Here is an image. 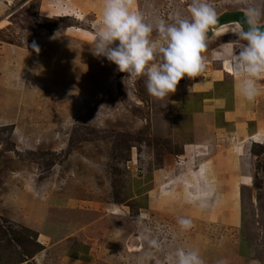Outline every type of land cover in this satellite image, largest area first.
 Returning <instances> with one entry per match:
<instances>
[{"label":"rangeland","instance_id":"obj_1","mask_svg":"<svg viewBox=\"0 0 264 264\" xmlns=\"http://www.w3.org/2000/svg\"><path fill=\"white\" fill-rule=\"evenodd\" d=\"M103 3L0 0V264H173L177 247L197 249L204 264H264V79L246 102L228 70L238 42L226 33L210 40L206 70L169 97L150 96L143 79L129 87L92 52ZM133 3L147 21L171 22L189 16L191 0ZM211 3L218 16L264 10V0ZM189 84L209 93L194 97ZM194 120L220 126V174L213 156L200 179L184 155Z\"/></svg>","mask_w":264,"mask_h":264},{"label":"clouds","instance_id":"obj_2","mask_svg":"<svg viewBox=\"0 0 264 264\" xmlns=\"http://www.w3.org/2000/svg\"><path fill=\"white\" fill-rule=\"evenodd\" d=\"M189 12L187 17L175 13L171 22L164 18L149 22L133 0H104L92 52L126 73L123 83L129 87L143 79L150 96L164 99L175 93L183 78H195L206 70L203 54L210 40L227 29L238 42L228 58L239 76L240 95L255 102L261 94L258 82L264 79V10L249 6L242 20L223 24L211 0H191ZM32 47L40 51L35 43ZM178 223L185 231L192 227L188 218ZM145 239L149 249H162L158 239L147 235ZM170 255L173 264H204L197 249L177 247Z\"/></svg>","mask_w":264,"mask_h":264},{"label":"crops","instance_id":"obj_3","mask_svg":"<svg viewBox=\"0 0 264 264\" xmlns=\"http://www.w3.org/2000/svg\"><path fill=\"white\" fill-rule=\"evenodd\" d=\"M221 72L225 76L227 75L228 77H231L230 74L223 72V71H221ZM219 84H220V81H219ZM195 85H199L200 88L196 89ZM195 85L194 84L185 85V87H187V90L191 91L194 97H199L200 95L209 93V86L204 85V84H195ZM202 87H204V88H202ZM235 89H236V87H233V96L235 97V100H236ZM222 102H224V101L220 100V99L215 100L216 105H214V107L220 109V107H221L220 105L223 104ZM207 114H208V111H207V113H205L203 115L202 114L197 115V117L198 118L199 117L200 118L206 117ZM228 115H230V118L225 119V122H224L227 125L231 124L233 121V120L231 121L232 112H227L226 117H229ZM191 123H192L191 125L193 126V129L190 130L189 133H191V135L193 136L194 141H191V143H188L185 145V150L183 151L185 157H189L191 160H193V162L195 161L194 163L197 164V166H199L198 168H200L199 171H201V172L196 171V173L198 172L200 179H203V177L201 176L202 173L205 176L206 175L209 176L210 174H213V171H209L207 169L208 166H206V165H209V166H210V164L213 165L214 162L216 165L215 166L216 173L220 174V156H218V157L215 156V154L218 155L220 152V142H218V138L220 139V126H215V125L211 124L210 120L209 121L194 120V123L193 122H191ZM255 135L257 137L259 136V134H255ZM261 137L262 136H260V138ZM249 138L251 139V136ZM213 156H215L214 162H212L213 159H211L208 162V159L213 157ZM209 178L210 177H205L204 182L202 181L203 185L201 186L202 187L201 191H205V193L204 192L197 193V195L195 197V198H197V202L199 201V202H201V204L202 203L205 204L207 199H208L207 197H210V194H211L210 190L212 189V187L211 186L209 187V185H210L208 183ZM181 197L183 199L187 200L186 195H181ZM231 198H233V201L238 199V188L235 187L234 191L232 192ZM210 199H213V198H210ZM206 204H208V202Z\"/></svg>","mask_w":264,"mask_h":264},{"label":"water","instance_id":"obj_4","mask_svg":"<svg viewBox=\"0 0 264 264\" xmlns=\"http://www.w3.org/2000/svg\"><path fill=\"white\" fill-rule=\"evenodd\" d=\"M244 12L245 11H243V10L225 12V13L219 15V21L221 24H223V23H228V22H232V21L242 20L245 16ZM245 29L247 30V26H245ZM210 35H211V33H210Z\"/></svg>","mask_w":264,"mask_h":264},{"label":"bare ground","instance_id":"obj_5","mask_svg":"<svg viewBox=\"0 0 264 264\" xmlns=\"http://www.w3.org/2000/svg\"><path fill=\"white\" fill-rule=\"evenodd\" d=\"M226 33H231V32H228V30L225 29L223 32H217V34H216L215 36H219V35H221V34H226ZM215 36H213V37H215ZM228 70H229V71L233 70V67H232V68H228Z\"/></svg>","mask_w":264,"mask_h":264}]
</instances>
